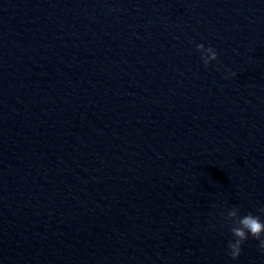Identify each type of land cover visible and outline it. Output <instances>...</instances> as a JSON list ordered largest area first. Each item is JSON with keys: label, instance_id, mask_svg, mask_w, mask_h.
<instances>
[{"label": "clouds", "instance_id": "obj_1", "mask_svg": "<svg viewBox=\"0 0 264 264\" xmlns=\"http://www.w3.org/2000/svg\"><path fill=\"white\" fill-rule=\"evenodd\" d=\"M196 51L201 54L200 58L205 67L218 59L217 51L213 47H205L203 43L196 45ZM259 211L264 213V208ZM224 219L231 222L230 232L233 239L228 241L227 248L228 254L233 260L239 258L242 253V245L249 239V236L259 241L258 246L264 252V220H261L259 215L249 212L241 216L239 208L233 207L227 211Z\"/></svg>", "mask_w": 264, "mask_h": 264}]
</instances>
